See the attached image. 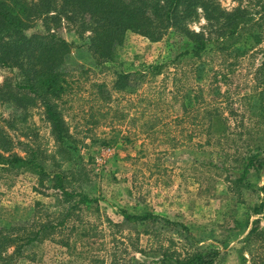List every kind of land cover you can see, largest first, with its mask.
Wrapping results in <instances>:
<instances>
[{
    "label": "rangeland",
    "instance_id": "rangeland-1",
    "mask_svg": "<svg viewBox=\"0 0 264 264\" xmlns=\"http://www.w3.org/2000/svg\"><path fill=\"white\" fill-rule=\"evenodd\" d=\"M215 1L259 19L261 42L244 44L240 36L228 39L226 45L235 44L225 50L177 58L189 40L179 30L167 28L158 40L126 31L105 59L86 44L89 31L79 34L64 19L47 24L72 43L58 103L71 154L57 151L41 99L21 92L22 98L0 100V148L6 136L13 153L28 158L35 151L34 164L64 171L70 189L96 202L79 205L60 225L71 203L61 201L48 178L40 182L22 166L0 168V228L56 225L50 237L10 244L2 254L15 256L9 264H165L166 255L212 249L219 251L215 264H264V212H252L264 192L237 188L230 174L242 168L245 152L264 149V0ZM197 10L186 25L206 34L210 25ZM41 24L35 21L29 32L43 30ZM120 73L131 77L117 89ZM24 75L0 65L2 87L16 90ZM246 180L264 185V169ZM123 210L153 213L188 230L162 221L131 223ZM17 237L16 229L10 238ZM20 244L26 245L15 255Z\"/></svg>",
    "mask_w": 264,
    "mask_h": 264
},
{
    "label": "trees",
    "instance_id": "trees-1",
    "mask_svg": "<svg viewBox=\"0 0 264 264\" xmlns=\"http://www.w3.org/2000/svg\"><path fill=\"white\" fill-rule=\"evenodd\" d=\"M197 8L203 11L204 18L210 25L206 34L204 30L194 31L186 25L191 17L199 14ZM62 19L67 21L68 25L76 27L75 32L79 34L89 31L86 44L94 55L105 59L112 56L114 46L122 42L126 31H134L158 40L165 34L167 28L179 30L189 40L183 44L184 50L177 55V58L186 55L199 57L202 52L213 48L225 50L235 44L232 42L226 45L228 39L236 37L239 39L240 36L245 38L244 44L250 40L259 43L263 36L259 19H255L246 8L225 10L215 0H0V65L17 67L25 74V83L15 87L16 90L10 83L5 86L7 88L0 85V100H5L11 95L22 98L19 96L20 92L26 94L25 97L28 94L39 97L51 134L59 145L57 151L68 155L71 154V151H67L69 146L65 145V136L69 135L68 128L58 103L65 91L62 65L65 56L72 48V43L63 39L47 25L51 21H55L58 25ZM37 20L42 21L41 25H44V29H33L29 32ZM244 52L245 47L241 50V53ZM161 67V65L155 66L154 69L158 72ZM129 77L131 74H118L116 88L124 87ZM7 92L9 95H6ZM4 139L6 141L0 149L9 154L0 152L1 169L8 166L32 169L39 175L40 182L48 178L51 187L59 191L62 202L71 203L58 224L62 225L75 209L80 208L79 205L88 206L96 202V199L70 189L68 187L70 181L66 179L67 175L64 171L50 173L43 166L34 164L35 151L29 150L28 158L18 155L10 149L12 142L9 138L4 136ZM263 154L264 149L256 148L242 155V168L230 172L237 188L246 185L250 189L256 188L264 192V185L255 186L246 180L251 171L259 174L264 169ZM252 212L254 214L264 212V201L254 205ZM122 216L131 223L149 222L154 225L162 221L165 225H181L153 213L130 214L123 210ZM22 226L9 228L12 232L17 229L19 233L17 239L10 238L12 232L9 229L0 228V264H9L12 257L15 258L11 254L2 256L10 244L22 240H27L26 244H30L46 236H52L50 234L56 229V225L43 223L40 229L27 232L26 228H23L26 226ZM181 226L182 229L188 230L186 226ZM258 228L256 224L249 233L256 232ZM21 230L23 235H20ZM21 244L15 248V255L22 254V248L26 244ZM218 256L217 249L200 250L183 258L174 259L166 255L162 262L215 264Z\"/></svg>",
    "mask_w": 264,
    "mask_h": 264
},
{
    "label": "built area",
    "instance_id": "built-area-1",
    "mask_svg": "<svg viewBox=\"0 0 264 264\" xmlns=\"http://www.w3.org/2000/svg\"><path fill=\"white\" fill-rule=\"evenodd\" d=\"M111 153H112V151H109V150H108V151L106 152V155H111Z\"/></svg>",
    "mask_w": 264,
    "mask_h": 264
}]
</instances>
